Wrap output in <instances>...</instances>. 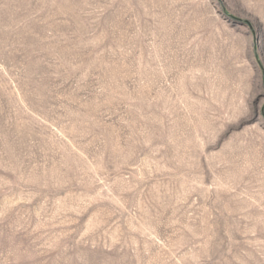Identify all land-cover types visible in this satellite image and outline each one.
<instances>
[{"label": "rangeland", "instance_id": "obj_1", "mask_svg": "<svg viewBox=\"0 0 264 264\" xmlns=\"http://www.w3.org/2000/svg\"><path fill=\"white\" fill-rule=\"evenodd\" d=\"M0 264H264V0H0Z\"/></svg>", "mask_w": 264, "mask_h": 264}]
</instances>
